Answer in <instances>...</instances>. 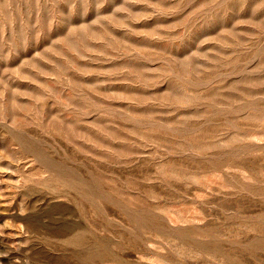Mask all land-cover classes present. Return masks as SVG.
<instances>
[{
    "label": "rangeland",
    "instance_id": "obj_1",
    "mask_svg": "<svg viewBox=\"0 0 264 264\" xmlns=\"http://www.w3.org/2000/svg\"><path fill=\"white\" fill-rule=\"evenodd\" d=\"M0 264H264V0H0Z\"/></svg>",
    "mask_w": 264,
    "mask_h": 264
},
{
    "label": "bare ground",
    "instance_id": "obj_2",
    "mask_svg": "<svg viewBox=\"0 0 264 264\" xmlns=\"http://www.w3.org/2000/svg\"><path fill=\"white\" fill-rule=\"evenodd\" d=\"M40 158H41V157H40ZM52 168H53V167H52ZM73 179H74V178H73ZM67 180H68V179H67ZM67 180H65V181H67ZM71 182H72V181H71ZM75 183H76V181H75ZM76 184H77V183H76ZM74 186H75V184H74ZM68 187H69V186H68ZM73 188H74V187H73ZM79 238H80L79 236H77V237H74V240H75V241H78V240H79Z\"/></svg>",
    "mask_w": 264,
    "mask_h": 264
}]
</instances>
